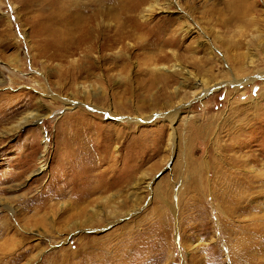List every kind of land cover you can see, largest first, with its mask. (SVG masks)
I'll use <instances>...</instances> for the list:
<instances>
[{
    "label": "rangeland",
    "instance_id": "obj_1",
    "mask_svg": "<svg viewBox=\"0 0 264 264\" xmlns=\"http://www.w3.org/2000/svg\"><path fill=\"white\" fill-rule=\"evenodd\" d=\"M36 2L0 0V264H264V163L235 151H264V0H84L93 48L60 56ZM111 164L118 192L57 196Z\"/></svg>",
    "mask_w": 264,
    "mask_h": 264
},
{
    "label": "bare ground",
    "instance_id": "obj_2",
    "mask_svg": "<svg viewBox=\"0 0 264 264\" xmlns=\"http://www.w3.org/2000/svg\"><path fill=\"white\" fill-rule=\"evenodd\" d=\"M83 1L84 0H39L38 3L36 2L37 4H33L34 6L32 8V11H33V13L34 12L36 13L33 16V18L37 19V23L35 25H37V27H39V31H38V33H40L39 36L40 35L43 36V38L41 40H42V44L44 45L45 49L51 48L54 51L56 50L60 56V55H63L65 53L70 52V50L71 51L74 50L75 48H77L81 45L83 46V44H89L90 45L89 47L93 48L92 38H94V37L91 33V28H92L91 22H93V20H95V19H94V16L90 14V12L85 11V8L87 5L85 4L86 2H83ZM125 2L126 3L128 2V4H130V5H128L129 7L131 6L133 9H138L141 4H146L148 2V0H125ZM28 5H30L32 7V2L27 3V6ZM152 7L153 6L150 3L147 6V8H145V9L143 8L145 12L142 16L147 18L149 15H151L153 10H154V9H152ZM77 8L80 11H78ZM100 46L104 47V43H101ZM53 55H55V54H53ZM161 65H162L161 67L156 66L154 68L158 72L159 71L160 72H166V71L169 72V70H171L172 67L173 68L175 67V69L177 68V65L175 63L173 65H171V67H169V66L164 67L165 65H163V64H161ZM197 95H199V93H197ZM176 114H177V111L174 113L172 112L171 114L167 115V119L169 120L170 123H173V121L175 120V117L177 116ZM258 121H259V123H261V127H260L261 133L264 134V119H259ZM80 132H82V131H80ZM79 136H80V134H79ZM76 137H77V133H76ZM100 142L101 141H98V138H97V140H94L93 144L91 145V148H92V146L96 147V145L98 143L100 144ZM251 143L250 144L244 143L243 145L237 146L235 148L236 152L237 151H239L240 153L242 152V154H240V156H238V157L239 158L243 157L242 159H243V162H245V163H247L246 161H248V162L254 161V162H258V163L259 162L264 163L263 162L264 161V151L261 153H257V154L253 153V151H255V149L258 150L259 148H254V150L251 149L254 146L256 147V143H253L252 145H251ZM83 146H78V147L74 146V148L72 149L73 157L66 158V162L65 163L62 162V167L81 164L80 159H78L81 157L79 155H82L81 153L87 152V150H86L87 147L85 148V146L84 147ZM245 147H247L246 150H244ZM77 148H79V149H77ZM89 148H90V145L88 146V150H89ZM262 148H261V150H262ZM76 156H79V157H76ZM98 160L104 161V162L106 161V159L104 157L99 158ZM110 160H111V162L115 161V159H113V158H110ZM244 160H246V161H244ZM97 162L98 161L92 162L91 166H89V169H93V168H96L97 166H99V165H95ZM243 162L241 161V163H243ZM83 165H84V163L82 164L81 169L83 168ZM112 165L113 164H111L110 166L108 165L107 167H104L102 169L98 168L96 170V172L93 174L84 173L81 171L78 174L77 173L74 174L76 178H81V179H72V176H70V175L67 176V178H64L61 180V183H62L61 187H59V189L56 191L57 196L65 194V192H68L71 195L76 197V203L77 202L83 203V206L84 205L86 206L87 203L89 202L88 200L86 201V199L92 194H95L97 192H100V194H104L106 192H108V193L111 192V194H113L112 192H114V191L118 192L119 191V184H117V183L119 182L118 181L119 175L112 174L111 176H107ZM133 167H134V165H133ZM132 173L133 172L130 170V174L129 173L127 174L126 183H128V184H130V182L133 180ZM123 181H124V179H123ZM241 184H243V183H241ZM137 185H138V182L133 184L131 188L135 190ZM146 187L148 188L149 185H147ZM66 188H68V190L65 191ZM113 196H115V195H113ZM104 197L107 198L106 196H104ZM95 199H96V197H95ZM29 202H31V201H29ZM236 203H239V202H236ZM245 206L246 205H244V204L238 206L236 212H238V210H240V209L242 210L243 208H245ZM96 212H98V211L95 207L91 208V210H89V213H91V214H95ZM96 216H97V213H96ZM118 248L119 247L116 246V244H115V246L112 247V249L114 251L117 250ZM103 252H104V250H101L100 253L94 252V251H89L86 254V259H88V260L94 259V261L97 262L98 255L102 254ZM123 255H124V253H120V254H116L115 257H116V259H122ZM105 257H107L106 259H109V260L114 259V257H112V256H105ZM106 259L100 258V263L102 264V262H105ZM109 260H107V261H109ZM90 262H91V260H90ZM258 264H262L261 261Z\"/></svg>",
    "mask_w": 264,
    "mask_h": 264
}]
</instances>
